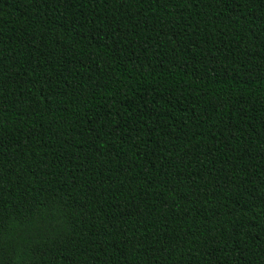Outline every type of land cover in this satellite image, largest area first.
I'll list each match as a JSON object with an SVG mask.
<instances>
[{
	"label": "trees",
	"instance_id": "16d2710c",
	"mask_svg": "<svg viewBox=\"0 0 264 264\" xmlns=\"http://www.w3.org/2000/svg\"><path fill=\"white\" fill-rule=\"evenodd\" d=\"M0 264H264V0H0Z\"/></svg>",
	"mask_w": 264,
	"mask_h": 264
}]
</instances>
